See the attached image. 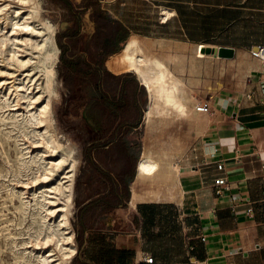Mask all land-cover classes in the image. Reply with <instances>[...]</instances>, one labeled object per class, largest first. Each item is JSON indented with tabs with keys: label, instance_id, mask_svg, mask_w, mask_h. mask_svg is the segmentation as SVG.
Returning a JSON list of instances; mask_svg holds the SVG:
<instances>
[{
	"label": "crops",
	"instance_id": "0c3cea01",
	"mask_svg": "<svg viewBox=\"0 0 264 264\" xmlns=\"http://www.w3.org/2000/svg\"><path fill=\"white\" fill-rule=\"evenodd\" d=\"M98 4L128 31L126 41L135 34L161 55L174 57L171 68L186 76L190 87L197 86L190 62L200 45L232 50V57L209 58L214 61L208 72L216 66L215 75L232 79L210 84L215 92L209 97L204 93L198 101V105L208 102L207 113L189 119L157 115L162 124L166 119L171 130L156 132L152 145L146 130L150 123L144 118L146 89L132 73L106 68L118 52L98 55L89 41L84 52L62 55L102 75L101 91L92 84L95 95L83 107L85 114L90 111L103 124L96 138L106 142L95 147L108 153L114 167L108 171L92 159L95 170L114 179L123 168L115 153L122 141L134 172L129 196L122 199L124 206L90 208L98 219L81 245L87 263L264 264V63L249 54L251 47L264 45V0H98ZM78 35L63 38L73 40ZM65 48L67 52L69 47ZM105 71L119 78L108 77ZM140 130L141 139H128ZM146 149L160 160V167L153 181L135 185L137 195L132 201L137 163ZM174 163L179 165L177 170L171 166ZM219 178L225 180L221 186L216 185ZM176 182L181 191L178 198L172 193ZM109 183L83 209L107 195ZM157 188L163 191L161 199L149 192ZM104 251L105 262L99 258ZM143 255L153 262L138 263Z\"/></svg>",
	"mask_w": 264,
	"mask_h": 264
},
{
	"label": "bare ground",
	"instance_id": "6f19581e",
	"mask_svg": "<svg viewBox=\"0 0 264 264\" xmlns=\"http://www.w3.org/2000/svg\"><path fill=\"white\" fill-rule=\"evenodd\" d=\"M54 24L45 17L42 0H0V126L9 125L8 131L0 134V145L3 141L13 142L12 169L16 178L13 186L5 187L13 218L0 214V255L9 250L12 264H67L77 252L70 215L78 162L68 139L67 144L60 142L53 115L60 84L55 70L59 49ZM204 47L195 48L190 62L194 73L198 72V63L217 58L202 51ZM174 61L171 56L161 58L132 34L123 49L107 62L106 68L132 73L146 89L147 124L154 114L189 119L200 112L186 79L171 68ZM171 166L177 170L179 165ZM159 167L160 160L150 149L144 150L131 187L132 201L137 195L135 185L153 181ZM21 176L25 179H19ZM172 191L176 198L180 196L178 182ZM149 192L154 199L163 198L161 189ZM26 220L24 230L18 231Z\"/></svg>",
	"mask_w": 264,
	"mask_h": 264
},
{
	"label": "rangeland",
	"instance_id": "374dc122",
	"mask_svg": "<svg viewBox=\"0 0 264 264\" xmlns=\"http://www.w3.org/2000/svg\"><path fill=\"white\" fill-rule=\"evenodd\" d=\"M66 1L69 3L70 9L64 5L62 0H42L44 15L49 21H51V23H55V35L56 33L63 34L67 29L78 28L80 30V34L76 38H73V40L61 38L60 43L64 47H69V50L65 53V55L82 53L84 52V48L88 46L90 35L93 31L92 24L94 22L91 17L89 19L88 15V13H91V9L84 7V0ZM72 13H75L76 15L75 20L73 19ZM153 50L160 57H169V55H161V53L155 48H153ZM60 56L59 49L58 62L55 65V70L58 83L60 84L58 86L57 98L53 103V115L56 119L57 130L61 135V138H59L60 142L62 144H67L66 139H68V146L74 149L75 158L78 162L77 169L74 172L71 190L72 208L70 215V222L75 233L74 238L77 252L71 259L70 263L67 264H80L79 260H77L78 255H80V259L85 262H87V258L84 255V250H79V246L80 244L82 245L86 234H88L87 230L90 228L95 229L94 224L98 219L96 214H93V209L83 211V207L87 201L93 200L96 197V194L104 193L110 184L109 180L105 176L101 175L94 169L88 161V157H92L93 160L97 161L108 171L114 167V163L111 162L112 159L110 160L107 152L99 151L95 147L96 145L106 142H98V139L96 138L99 136L98 131H100L98 130V127H103V124L99 125L97 118H94L95 115L93 116L90 111L85 114V109L83 107L84 103L91 100L95 95V91L92 83L89 81V77L83 78L78 74L70 76L69 73L62 67ZM219 58L220 57H217L216 59ZM191 60L192 56L189 57V61ZM210 61L214 60L209 59L202 64L198 63V72L194 75L197 86L196 88L191 87V96L195 98L197 104L199 100L203 99L204 93H207V97H209V95H212L211 93L215 92L214 88L210 86V84H225L229 81L228 79H232L231 75L228 77L215 75L214 71L218 69L216 66H213V71L210 72L211 74L209 75ZM2 68L7 69V67L3 66ZM198 95L200 96L198 97ZM147 101L149 102L148 93ZM163 119L167 122L165 118ZM161 120L162 118L154 114L146 129L148 133L147 136L149 137L150 144L152 145L156 132L161 131V129H164V131L171 130L170 124L165 122L162 124L160 123ZM0 128H2L0 129L1 134V132L4 133L8 131L9 125L3 124ZM142 134L143 130H140V133H136L128 139L130 141H137V139H141ZM0 137L3 139L2 136ZM13 147L14 145L11 140L3 141V144L0 145V214L5 213L9 218H13V215L11 214L13 209L11 203L5 198V187L7 185L13 186V182L16 179L13 176L12 169V163L15 158V151ZM19 179L23 180L25 178L21 176ZM6 207L9 208V211H7ZM16 222H18V220H16ZM26 223L27 220L21 227L18 228V231H23L24 229H22V227L26 225ZM89 253L91 252L89 251ZM99 258L105 262L106 252L104 251L99 253ZM12 261V256L9 250H6L2 255H0V264L1 262H4L5 264H12Z\"/></svg>",
	"mask_w": 264,
	"mask_h": 264
},
{
	"label": "trees",
	"instance_id": "16d2710c",
	"mask_svg": "<svg viewBox=\"0 0 264 264\" xmlns=\"http://www.w3.org/2000/svg\"><path fill=\"white\" fill-rule=\"evenodd\" d=\"M64 5L70 9V5L66 0H62ZM84 7L91 8L90 17L95 24L94 33L90 37V41L92 46L98 52V55L108 56L119 52L123 49L125 44L127 43L126 39L129 34L128 31L122 26V24L118 21L113 20L109 15L103 12L99 8V4L97 0H84ZM73 19H76L75 13H72ZM79 34V29H67L64 34L56 33V43L60 49V60L62 62V67L66 72L69 73L70 76H74L76 74H81L83 77H89V80L95 86L98 91H101L102 75L98 70L87 71L80 67L82 64L80 60H66L62 57L65 55L67 48H65L61 43L60 39L63 37L72 38ZM126 43L123 45V43ZM123 45V47H122ZM122 48V49H121ZM104 74L108 77H113L118 79V76H114L109 72L105 71ZM103 94V93H101ZM103 96V95H102ZM118 160L120 164L123 165V168L120 171L115 173L114 179H110L104 173L99 172L101 175L105 176L109 181H111V189L107 195L100 196L94 201L90 202L85 206L83 211L90 208H103L105 210L112 209L117 206H124L122 199H127L129 196L128 184L133 179L134 172L131 169L132 158L129 152L121 141L116 149ZM88 161L95 169V163L92 160V157H88ZM82 211V212H83ZM81 249V244L79 246V250ZM77 260H79L80 264H90L80 259V255H78Z\"/></svg>",
	"mask_w": 264,
	"mask_h": 264
},
{
	"label": "built area",
	"instance_id": "2783aa9c",
	"mask_svg": "<svg viewBox=\"0 0 264 264\" xmlns=\"http://www.w3.org/2000/svg\"><path fill=\"white\" fill-rule=\"evenodd\" d=\"M254 47H257V48H254ZM249 54H250L253 58H255V59L261 61L262 63H264V45H256V46L251 47V48L249 49ZM197 110L200 111V112H202V113H207V112L209 111V105H208V102H207V101H203V102H201V103L198 105ZM222 169H223V167H222V163H218V164H217V170H218V171H221ZM224 183H225V180H224L223 178H219V179H217V181H216V185H217V186H221V185H223ZM216 192L219 193L220 190L217 189ZM139 262L152 263V262H153V258H152L151 256H149V255H143V256L141 257L140 261H138V263H139Z\"/></svg>",
	"mask_w": 264,
	"mask_h": 264
},
{
	"label": "water",
	"instance_id": "95a60500",
	"mask_svg": "<svg viewBox=\"0 0 264 264\" xmlns=\"http://www.w3.org/2000/svg\"><path fill=\"white\" fill-rule=\"evenodd\" d=\"M257 48V47H254ZM202 51H205L206 53H211L214 56L217 57H232V50L228 49V48H209V47H205L202 49Z\"/></svg>",
	"mask_w": 264,
	"mask_h": 264
}]
</instances>
